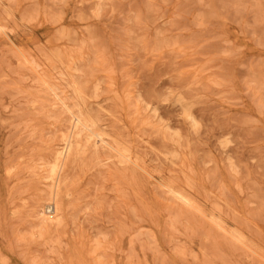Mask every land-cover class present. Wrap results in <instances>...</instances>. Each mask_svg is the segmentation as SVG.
<instances>
[{
	"label": "rangeland",
	"instance_id": "1",
	"mask_svg": "<svg viewBox=\"0 0 264 264\" xmlns=\"http://www.w3.org/2000/svg\"><path fill=\"white\" fill-rule=\"evenodd\" d=\"M0 264H264V0H0Z\"/></svg>",
	"mask_w": 264,
	"mask_h": 264
},
{
	"label": "bare ground",
	"instance_id": "2",
	"mask_svg": "<svg viewBox=\"0 0 264 264\" xmlns=\"http://www.w3.org/2000/svg\"><path fill=\"white\" fill-rule=\"evenodd\" d=\"M56 97V96H55ZM73 116L72 117H74V119H75V127H79V126H83V127H85L86 129H88V128H90V126H87L85 123H84V121L79 117V116H77V115H74V114H72ZM69 138H70V135H69ZM97 140V139H96ZM98 141V140H97ZM70 142H69V140H67L66 141V148L69 150L70 149ZM66 150V149H65ZM67 151V150H66ZM65 151V152H66ZM60 154H62V153H60ZM134 166V165H133ZM57 178V177H56ZM54 187V186H53ZM53 194V193H52ZM51 204V203H50ZM52 208H51V211L55 214V213H57V206H56V204L55 203H53L52 204V206H51ZM47 208H48V211H49V208H50V206L48 205L47 206Z\"/></svg>",
	"mask_w": 264,
	"mask_h": 264
}]
</instances>
